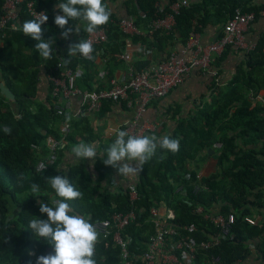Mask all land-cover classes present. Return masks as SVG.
<instances>
[{
    "label": "trees",
    "instance_id": "1",
    "mask_svg": "<svg viewBox=\"0 0 264 264\" xmlns=\"http://www.w3.org/2000/svg\"><path fill=\"white\" fill-rule=\"evenodd\" d=\"M25 1H32L35 8L43 9L47 14L48 20L41 26L42 38L53 40V53L48 60L40 57L34 48L36 41L22 31L10 30L0 39V83L13 93V99L0 93V264H29L30 261L34 264L36 256L53 252L52 245L37 237L28 227L29 221L35 217L47 218L46 214L39 212L38 201L51 206L52 199H59L47 182L50 176H68L83 193L82 199L70 201L73 211L90 217L93 224L108 223L112 213H123L131 207L128 186H120L119 191H110L107 185L114 169L104 165L102 160L106 158L104 150L114 142L115 134L102 137L100 128L91 124L88 115L72 119L63 145L55 148L54 161L45 164L43 172L36 171L37 160L49 152L46 138L50 136L59 140L61 134L58 126L65 116L57 108L59 99L50 95L51 83L47 79V95L43 99L36 97L40 66L46 76L57 74L56 64L59 60L71 68L80 65L82 73L75 84L81 89H91L92 61L76 55L69 56L67 49L70 44L62 47L63 30L54 23L52 9L63 0ZM114 1L104 0L109 8ZM174 1L126 0L127 17H134L135 25L142 29L150 20L166 15ZM217 1L221 4L218 11L222 14V24L236 7L241 11H252L256 16L258 11L264 9L261 5H251V0ZM210 2L203 0L180 5L173 14L172 28L168 32L156 31L152 39L144 40L145 46L153 47L162 38L172 43L175 40L184 43L191 31L199 30L207 19V8L203 4ZM223 4L228 5L225 7ZM118 19L112 13L109 22L99 26L107 33L106 53L108 51L112 58L121 50L126 38L116 25ZM26 20L31 18L22 3L15 23L20 26ZM78 23L80 32L71 44L82 40L86 33L85 23L78 20H70L66 27ZM136 37L133 36L132 40L135 41ZM24 45L30 48L27 54L22 50ZM263 46L264 33L257 39L253 50L244 54L230 79L217 87L215 94H211L208 102L197 105L188 116L174 120L172 129L166 134L179 140V150L171 153L158 149L156 156L137 175L131 185L137 195L136 215L124 228V232L130 236L129 249L134 254H139L145 248L152 231L148 221L150 206L171 209L173 217L168 221L181 235L195 241L207 239L217 228L193 211L195 205H200L203 212L209 215L232 213V236L222 238L218 245L210 249H197L189 264H211V258L216 259L214 264H240L247 255L248 242L254 238L261 239L256 249L264 256V222L258 226L243 220L244 216L253 215L255 207L263 201L264 106L252 100L259 90H263L264 99ZM228 48L230 46L215 57L216 65ZM109 77L107 75V79ZM211 85L216 87L214 77H211ZM112 103L102 101L95 117H103ZM5 125L11 128V134L4 133ZM123 129L124 125L119 127V130ZM159 132L149 131L143 135L161 136ZM81 141L97 146L96 160L89 168L82 161L70 162L65 159V153L71 152L72 146ZM207 149L212 150L211 155L207 154ZM209 156L215 157L213 170L197 176L199 164ZM185 173L189 175L187 180L182 179ZM21 174L24 179L20 178ZM31 182L40 186V196H31ZM175 184L182 187L183 193L172 192ZM29 252L34 255H29ZM118 258V249L109 236L100 234L94 256L97 264H113Z\"/></svg>",
    "mask_w": 264,
    "mask_h": 264
},
{
    "label": "built area",
    "instance_id": "2",
    "mask_svg": "<svg viewBox=\"0 0 264 264\" xmlns=\"http://www.w3.org/2000/svg\"><path fill=\"white\" fill-rule=\"evenodd\" d=\"M22 3H24L25 10L31 19H34L37 13H45L43 9L35 8L32 1L1 0L0 39L12 30V25L16 24ZM187 4L186 0L172 2L169 5L170 11L166 15L150 20L142 29L135 25L134 17L119 18L116 25L120 32L126 35L125 50L119 57L124 61L129 60L128 50L131 47L130 39L133 36L149 38L156 31L168 32L174 24L173 14L177 12L180 5L186 6ZM257 14H264V9L258 11ZM255 16L256 14L252 11H241L236 7L222 24L220 34L214 40L201 43L198 30L193 29L184 43H179L176 40L172 43L165 58L138 69L128 63L121 78H109L105 85L99 87L92 85L91 89H81L75 84L76 78L82 73L80 65L71 68L63 65L59 60L56 64L58 67L57 74L46 75V79L51 83L50 95L59 99L58 110L63 111L65 116L71 114L73 119L83 115L95 114L101 108L102 101L121 102L125 108L131 110V117L124 123L123 130L132 134L143 135L155 128L154 123L142 118L148 103L153 99L163 97L170 89L179 85L190 69L197 68L201 72L208 73L217 82L216 72L210 66L214 55L220 54L226 46H231L244 53L253 50L254 43L245 41L244 32L255 19ZM82 40L92 42L93 58L90 59L91 61L104 55L107 49L108 36L103 28L99 27L93 33L86 32ZM76 56L84 58L79 53ZM98 75L103 78L102 73ZM258 101L264 106L263 97H259ZM65 116L58 126L61 134L59 140L50 136L46 138L45 143L49 152L37 160L36 168L41 163L53 162L55 148L63 145L64 135L68 131ZM188 178L187 173L182 176V179L187 180ZM109 190L119 191V187H113L111 181ZM183 191L179 184H175L172 188V192L183 193ZM127 194L131 207L126 212L112 213L108 223H94L98 232L102 236L108 235L109 240L118 249L119 258L113 264H188L194 258L197 249H210L218 245L222 238L232 236L234 223L232 213L209 215L203 212L200 205H195L193 211L200 214L203 219L209 220L217 228V231L207 239L195 241L191 237L181 235L169 223L168 220L173 217L171 209L163 206H150L148 221L152 231L147 237L145 248L139 254H134L129 249L130 236L124 232V228L135 218L134 209L137 195L132 186H128ZM243 220L250 225L258 223L254 217L244 216ZM215 260V258H211V264H214Z\"/></svg>",
    "mask_w": 264,
    "mask_h": 264
},
{
    "label": "clouds",
    "instance_id": "3",
    "mask_svg": "<svg viewBox=\"0 0 264 264\" xmlns=\"http://www.w3.org/2000/svg\"><path fill=\"white\" fill-rule=\"evenodd\" d=\"M57 7L63 14H57L54 17V23L63 30L61 36L64 39H67L70 33L80 32V25L72 24L66 27L70 20L85 23L84 30L93 33L99 26L107 24L112 14L104 0H63L57 4ZM47 20V14L41 12L37 13L34 19L26 20L20 26L12 25L13 31H22L25 36L36 41L34 48L45 60L51 59L53 53V40L42 38L41 26ZM67 52L69 56L79 53L86 59H92V42L80 40L70 44ZM72 119L71 114L65 116L66 126H70ZM3 131L5 134H11L12 130L5 125ZM179 147V140L172 138L170 134L136 135L117 129L114 142L104 150L106 158L102 162L116 169L120 177L133 178L142 172L143 166L156 156L158 149L175 153ZM96 148L97 146L93 143L81 141L72 146L71 153L76 160L88 159L94 163L97 157ZM45 168L46 165L41 163L36 171L43 172ZM20 178L25 177L21 174ZM47 182L59 199H52L51 206L49 203L38 201L39 212L46 214L47 218L35 217L29 221L28 227L37 237L48 241L53 247V252L36 256L34 264H97L94 256L100 233L90 222L91 218L76 214L70 203V201L82 199L83 193L71 183L67 175L50 176ZM30 193L31 196H40V186L31 182ZM29 255L34 253L29 252ZM29 264L32 262L30 261Z\"/></svg>",
    "mask_w": 264,
    "mask_h": 264
},
{
    "label": "crops",
    "instance_id": "4",
    "mask_svg": "<svg viewBox=\"0 0 264 264\" xmlns=\"http://www.w3.org/2000/svg\"><path fill=\"white\" fill-rule=\"evenodd\" d=\"M126 0H115L110 3L111 12L118 18L127 17V9L125 7ZM203 0H186L189 4L200 3ZM209 4H203L207 8V19L204 20L202 26L199 27V35L201 43H206L214 40L221 31L222 21L220 17L222 14L218 11L221 4L219 1L210 0ZM251 5L263 6L264 0H251ZM228 4H223L227 7ZM224 12V11H223ZM62 15L63 13L58 10L57 4L53 6L52 16L53 18L57 15ZM76 25H80L79 23ZM199 26V25H198ZM264 33V14L258 15L255 19L247 26L244 32V39L246 42L256 43L259 36ZM78 33H70L67 39L63 37V45L65 48L71 42L75 41V37ZM59 36V35H58ZM60 37V36H59ZM152 39L146 36H137L136 40L130 39L131 47L129 48V60L124 61L119 56L125 50L124 44L119 52L113 54V58L109 55V52L105 50L102 57H96L92 61V85L103 86L107 82V75L109 78L119 79L124 75L126 66L128 63L134 66V68H140L150 64H154L160 59L165 58L172 46V42L166 38H162L161 42L154 45L153 47H146L144 40ZM126 39V38H125ZM146 42V41H145ZM174 42V41H173ZM23 52L27 54L30 51L29 46H23ZM264 52V46L262 47ZM223 52V51H222ZM221 54V53H220ZM220 54L214 55L210 66L216 72L217 82L216 87L213 88L211 85V76L208 73L201 72L197 68H192L184 78V80L176 87L170 89L166 95L163 97L151 100L142 116V118L148 122L155 124L153 131H160V135L166 134L170 131L174 125V120L177 117L188 116L192 113L195 107L203 102H208L211 98L212 93H216L218 88L221 87L227 80L232 76L236 65L243 60L244 52L241 50L234 49L230 46L226 50L224 56L218 60L216 65V58ZM40 71L38 72L36 97L38 99H43L47 95V80L44 74V70L40 66ZM102 73L103 78L99 77L98 74ZM218 87V88H217ZM263 90H259L257 96L252 99L253 101H258L259 97H262ZM74 101V100H73ZM89 120L92 125L98 126L100 128V135L102 137H109L115 134V130L119 129L120 126L130 119L131 110L124 107L121 102H113L110 104V110L105 113L101 118H96L94 114H88ZM151 131V132H153ZM209 153L208 155H211ZM207 155V156H208ZM66 160L73 162L76 160L71 152L65 153ZM82 161L86 167H90L92 162L88 159L78 160ZM215 157L209 156L205 158L198 167L197 176H203L211 172L214 168ZM114 169V168H113ZM137 176L133 178H128L124 176H119L116 169L112 171L111 176L108 179V188L111 185L118 188L120 186L126 187L131 186L136 181ZM262 202L257 205L253 211V215L248 217H254L258 220L257 225L259 226L264 222V190L262 192ZM261 240L260 238H254L247 244V255L240 261V264H264V256L259 253L256 246ZM189 264V263H188Z\"/></svg>",
    "mask_w": 264,
    "mask_h": 264
},
{
    "label": "water",
    "instance_id": "5",
    "mask_svg": "<svg viewBox=\"0 0 264 264\" xmlns=\"http://www.w3.org/2000/svg\"><path fill=\"white\" fill-rule=\"evenodd\" d=\"M0 93H2L8 99H13V93L8 88L3 86L2 83H0ZM211 152H212L211 149H207V154Z\"/></svg>",
    "mask_w": 264,
    "mask_h": 264
}]
</instances>
